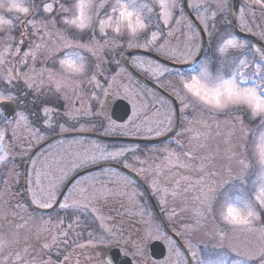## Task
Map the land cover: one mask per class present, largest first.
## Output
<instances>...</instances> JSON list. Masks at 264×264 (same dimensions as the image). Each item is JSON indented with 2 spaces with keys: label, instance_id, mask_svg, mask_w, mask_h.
<instances>
[{
  "label": "snow or ice",
  "instance_id": "obj_1",
  "mask_svg": "<svg viewBox=\"0 0 264 264\" xmlns=\"http://www.w3.org/2000/svg\"><path fill=\"white\" fill-rule=\"evenodd\" d=\"M256 8L264 13V0H251L238 8L241 28L248 23L255 26ZM208 10L211 15L201 14ZM234 10L232 0H0V33L6 39L0 65L7 72L0 76V168L15 174L14 183L23 176V201L17 200L13 206L14 217L21 221L17 229H25L37 218L32 213L59 208L60 236L68 237L75 226L92 229L87 243L79 247L107 244L114 232L105 212L110 210V201L127 195L125 189L135 180L122 174L112 181L105 171L111 164L101 166L99 176L86 173L90 182L78 175L69 180V172L111 162L136 176L143 173L163 197L159 203L169 222L163 225L166 232L154 238L167 239L177 264H264V43L240 38L237 25L228 19ZM18 25L19 39L12 34ZM177 34L182 40L173 47L172 38ZM22 46L26 50L21 55ZM133 48L161 54L171 62L156 61L157 79L164 78L159 85L163 91L148 105H143L140 92L125 89V95L132 98L124 134L160 137L171 131L180 137L173 142L175 149H162L163 167L149 171L147 161L138 159L143 155L138 147L100 143L72 154L75 159L69 161L70 167L61 157L56 161L59 174L52 167V153L33 159L35 153L28 149L46 137L59 139L74 130L83 133L85 124H98L106 133L117 127L114 122L77 120L73 111L83 116L102 115L92 112L91 105L83 108V97L87 94L93 101L101 97L106 101L113 94L112 72L119 76L125 71L113 53L118 57ZM14 56H20L18 64L24 71L13 73ZM38 59L50 60L52 68L37 73ZM143 63L138 60L133 67L142 69ZM45 75L51 85L46 89ZM138 102L141 108H137ZM74 103L82 110L74 109ZM10 105L11 119L4 114ZM99 106L103 109L104 103ZM148 109L154 121L148 117ZM220 116L227 118L225 133L217 120ZM73 120L76 122H70ZM220 136L222 140H215ZM173 160L172 168L184 169L189 175L169 185L165 169L170 170ZM9 164L15 167L8 169ZM45 177L47 184L43 183ZM105 180L122 187H109ZM39 219L51 223L43 216ZM66 220L69 231L60 227ZM205 237L215 243H206ZM56 239L41 247L50 250ZM145 239L140 236L139 243ZM11 242H19V233L13 232L11 241H0V249ZM8 259L4 257L0 264ZM15 259L24 258L18 252ZM68 259L64 255L60 264Z\"/></svg>",
  "mask_w": 264,
  "mask_h": 264
},
{
  "label": "rangeland",
  "instance_id": "obj_2",
  "mask_svg": "<svg viewBox=\"0 0 264 264\" xmlns=\"http://www.w3.org/2000/svg\"><path fill=\"white\" fill-rule=\"evenodd\" d=\"M244 3H251V0H241ZM193 0H189V3H192ZM198 2L203 3L204 0H198ZM242 4L241 6H243ZM240 6V7H241ZM194 11V10H193ZM202 15H211V10L208 11H202ZM254 20V24L248 23L246 27H244L247 30H254V31H264V13H261L259 8L255 9V15L252 18ZM30 31V30H29ZM19 39L20 37V25L17 26V30L12 33ZM261 36V35H260ZM28 39H31V36H27ZM182 40V37L177 34L176 37L172 38V45L175 47L176 45H179ZM264 40V39H263ZM6 44V39H5V34L0 33V50L3 49V47ZM15 46V45H14ZM142 49V48H141ZM26 50V49H25ZM24 50V51H25ZM155 53V52H154ZM23 52H21V55ZM157 54V53H156ZM114 59H118L117 56H115V53H113ZM161 57L164 58L163 55L158 54ZM12 59V64H13V73L15 74L17 71H24L25 69H22L20 65L18 64V61L20 59V56H14L11 58ZM138 60L144 61L143 63V68H138V70L146 75L148 78L152 79L154 82L160 85V81L163 80V77H160L157 79V72L158 69L156 67V61L153 60L152 58L143 56V55H134L132 59V63H136ZM31 64V61H30ZM52 68V62L49 60L46 63L43 61V59H38L37 62L35 63V69L36 72H42L45 71L46 69ZM123 68V67H122ZM54 70V69H53ZM119 71V69H118ZM7 72L5 70V66L0 65V76L6 75ZM113 76H115V80L111 81V89L110 92L113 93L111 96L115 98L116 96H119L118 92H121V88L123 87L122 94L123 96L125 95V89L126 88H133L135 91L141 93L140 100L142 101L143 105H148L150 99L155 100L156 95L152 94L149 91L144 90L140 85H138L135 80L129 75V73L125 70L121 75L116 76L114 73ZM39 80L40 77H37ZM45 84L43 87L46 89L48 87H51L47 83V77L45 75ZM22 82V81H21ZM166 82V81H165ZM22 84V83H21ZM170 91V90H169ZM148 93L147 96H145L143 93ZM128 101L132 97L129 96H124ZM101 97L100 101H92V107L91 109H95L94 112H102V115H99V118H103L104 123L107 125L110 122L105 121L108 119V111L109 107L111 105V101L109 100H104ZM87 94L84 95L83 97V108H87L89 106V103L86 102L88 100ZM104 103V108H100V103ZM76 103H74L75 105ZM137 108H141V103H137ZM74 109H81V105L79 106H74ZM82 110V109H81ZM149 109L147 110V113H149V116H152V120H155V117H153L152 113H150ZM80 113L79 111H73V115L76 116V114ZM148 116V117H149ZM162 119V117H160ZM105 119V120H104ZM191 119V117H190ZM217 120L221 122V132L225 133L228 131V128L226 124L223 122L227 120L226 117L220 116L217 117ZM75 121V120H74ZM73 123V121H70ZM124 125L122 126H117L114 127L110 133H121L122 135L125 136H131V133L129 134H124ZM154 126V125H153ZM104 130V129H103ZM79 131V130H77ZM140 137L144 138H157L155 136L152 137H147L144 135H137ZM222 136L220 137H215V140H222ZM91 139V140H90ZM88 139L87 137H80V136H75V137H67V138H60L57 139L45 147H43L41 150H39L36 155L33 157V159H41V154H47V153H52L53 154V159L51 161L53 169L56 171L57 174H59V167L56 164V161H58L61 157H65L64 159V165H67L70 167L69 161L75 159V156L72 154L75 153H83L86 150H79L78 145L80 146L83 144L84 140H89L91 143L93 142V138ZM180 139L179 136L174 137V139L166 141L164 143H161L160 145L156 146H149V145H143V146H138L134 145L135 148L141 147L144 149H140L143 152V155H138L139 160H144L147 161V167L148 170L151 171L152 167L155 166H161L163 167L164 165V158L161 155V151L164 147H168L170 149H175V144L173 143L174 141ZM45 140V139H43ZM43 140L39 141L42 142ZM79 140L80 143H77L76 141ZM97 142L95 143H101V144H108V145H120L121 147H127L131 148L128 146H124L125 144H111L115 142H107V141H102L99 139H95ZM184 143L185 141H181ZM94 143V142H93ZM120 143V142H119ZM38 142H34L32 146L28 149L30 151ZM86 148V145H84ZM89 150V149H87ZM199 155V154H198ZM104 163V162H101ZM175 161L169 162V169H165V177L167 178V181L169 185L174 184V182L178 179H181L182 176H188L189 173L184 170V169H175L171 167V164H174ZM39 166V165H38ZM91 166V165H89ZM136 167H141L142 165H135ZM15 165L9 164L8 169L14 168ZM30 169V166H29ZM22 173V170H21ZM108 176L111 178L112 181H118L120 179V175L113 174L110 171L107 172ZM74 174L73 172H69V176ZM96 175H100V172L96 173ZM148 183L149 187L154 192V196L156 197L158 204L160 208L163 210L162 212L164 213L165 219L168 220V213L165 211L163 207H161L159 201L163 199L162 196H160L158 193L155 192V190L152 187V181L151 179L147 178L144 176L143 173L140 174ZM15 174L0 168V241H5V240H12L13 237V232L19 233V242H11L3 247V249H0V260H3L4 257L8 256L9 259L6 261V264H60L61 261H63V256L67 255L69 259L67 261H64L63 264H106L103 259L104 252L106 248L111 247L112 245H120L126 248V250H130L129 253L134 257L135 259V264H177V257L175 255V252H169V248L171 247L165 238H161V240L167 248V253L163 260L154 262L150 260L149 257V252H148V245L149 243L156 239L154 237L159 236L160 233H164L161 227L158 225L156 218L153 216V212L150 210L149 207H147L145 201L141 197V192L140 190L134 185L128 186L125 191L127 192V195L120 196L116 199L115 201H112V207H115V209L118 212L117 216H125L127 215L129 218H133L135 222H137V226H135L133 229L130 228L131 230H134V238L132 240H127V236H124L122 234L121 229L117 228L114 229V235H111L108 243L103 245V246H97L96 248H91V247H84L81 248L78 245L80 244H86L88 240V232L92 231V229H86V230H81L73 228V230L70 231V234L68 237H62L59 235V231L57 229V219H56V213L60 212V209L56 210L55 212H51L48 214H42V213H32L34 216H37L36 219H33L28 222V225L26 226L25 229H17L16 225L18 223H21L19 220V217H14L13 214V206L17 203V200L23 201L22 197V175L18 178L19 182L14 183L13 178ZM93 176V174H91ZM193 179L195 178V175L192 174ZM164 177H162V180ZM82 181L84 182H90V176L86 175L81 178ZM48 178L45 177L43 178V183L47 184ZM105 183L108 184L109 187H116V188H121L122 185L120 184H113L110 183L108 180H105ZM185 181L181 180V185H183ZM130 197H132L130 199ZM119 199V200H117ZM111 205V204H109ZM110 210H106L105 215L110 216L111 219L107 222L108 227L111 228L112 224H117L114 223V219L111 214V207H109ZM29 212L31 210L29 209ZM22 215H27V213H21ZM40 216H43L45 219H50L51 223L50 225H46L42 223V221L39 219ZM61 219H64V217H61ZM11 221V223H10ZM69 221H65L64 225H61V229L64 231H69L66 227V224ZM139 225V226H138ZM119 231V232H117ZM77 232L80 233L79 236H77ZM150 232V236L148 235ZM37 236H39V243L37 242ZM93 236H98V233H93ZM140 236H145L146 239L142 244L139 243V238ZM56 237V242L52 244V247L50 250L43 249L41 247V244L43 242H48L52 243V238ZM86 239V240H85ZM27 240V243L25 242ZM67 240V245H65L64 241ZM85 240V241H84ZM95 242V241H94ZM205 242L212 244L215 243V241L211 237H205ZM229 243L232 241L229 240ZM137 244H139V250L137 249ZM27 247L28 251L24 252L23 249ZM20 253L23 256V261H17L15 259L16 253ZM11 254V255H10ZM59 257V260H58Z\"/></svg>",
  "mask_w": 264,
  "mask_h": 264
},
{
  "label": "water",
  "instance_id": "obj_3",
  "mask_svg": "<svg viewBox=\"0 0 264 264\" xmlns=\"http://www.w3.org/2000/svg\"><path fill=\"white\" fill-rule=\"evenodd\" d=\"M232 3L234 5V11H233V14L232 16H230V21L232 23L235 24V15H236V12H237V8H238V5H239V0H232ZM237 32L239 33L240 36L242 37H245V38H248L252 41H254L255 43L257 41H260L259 39H257L256 37L252 36L251 34H246V33H243L239 30H237ZM261 42V41H260ZM262 43V42H261ZM24 48V46H22L21 50ZM134 53H143V54H146V55H149L163 63H171V62H167L165 59L153 54V53H150V52H145L143 50H139V49H134V50H130L128 52H126L123 56V59H122V62L123 64L134 74L136 75L137 77H139L142 81H144L145 83L151 85L152 87H154L157 91H159L160 93L163 91L162 89H160L158 86H156L154 83H152L151 81H149L148 79L144 78L142 75H140L139 73H137L130 65H129V57L130 55L134 54ZM10 113H12V106L10 105L9 108H8V111L5 112V115H8V116H11ZM129 114V105L124 101V100H118L114 103L113 105V108H112V111H111V117L116 120V121H124V119L128 116ZM173 133L170 131L168 134H166L165 136H162L160 138H156V139H143V138H126V137H107V136H101V135H98V134H95V133H79V132H70V133H65L63 134L61 137H65V136H70V135H90V136H96V137H99V138H102V139H106V140H113V141H126V142H137V143H158V142H161L165 139H167L168 137H170ZM53 140L52 138H50L49 140H47L46 142H44L43 144H41L40 146H38L37 148H35L32 153H35V151H37L40 147H42L44 144L48 143L49 141ZM107 164H111V166H114V167H117V168H120L119 166L115 165L114 163H106L104 165H107ZM103 165H100V166H96V167H93V168H89V169H86V170H82V171H79L77 172L75 175H73L69 180L73 179L75 176H79L83 173H86L87 171H90V170H94L96 168H99ZM122 169V168H120ZM125 172L129 173L130 175H132L133 177H135L141 184L142 186L144 187L148 197H149V200L155 210V212L157 213L158 217L160 218L161 222L163 223L164 225V220L159 212V209L155 203V200L153 199V197L151 196L149 190L147 189V187L145 186V184L142 182V180H140L136 175L135 173L131 172L130 170H126V169H123ZM40 211H43V212H48V211H52V210H40ZM150 254L153 258L155 259H160L164 256L165 254V247L163 245L162 242L160 241H154L150 244ZM106 262L108 263L109 261H111V264H132L131 263V260L129 259V257L127 256H121L120 252L118 249H112L106 256L105 258Z\"/></svg>",
  "mask_w": 264,
  "mask_h": 264
},
{
  "label": "flooded vegetation",
  "instance_id": "obj_4",
  "mask_svg": "<svg viewBox=\"0 0 264 264\" xmlns=\"http://www.w3.org/2000/svg\"><path fill=\"white\" fill-rule=\"evenodd\" d=\"M239 24H240V22H239ZM238 24V25H239ZM79 120H81L80 118H79ZM87 120H93V121H97V119H92V118H90V119H87Z\"/></svg>",
  "mask_w": 264,
  "mask_h": 264
}]
</instances>
